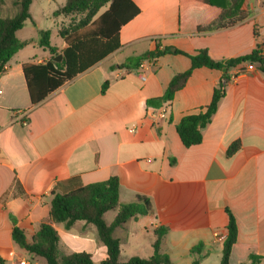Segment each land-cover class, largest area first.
Wrapping results in <instances>:
<instances>
[{"label": "crops", "instance_id": "crops-1", "mask_svg": "<svg viewBox=\"0 0 264 264\" xmlns=\"http://www.w3.org/2000/svg\"><path fill=\"white\" fill-rule=\"evenodd\" d=\"M132 1L140 13L120 29V47L37 105L31 104L24 65L55 61L67 48L62 26H75L86 14L57 15L67 0H33L32 18L24 28L31 22L35 36L22 38L24 28L17 32L28 44L0 74L2 264H42L40 257L14 242V227L31 239L48 222L54 194L111 177L119 179L122 205L137 204L138 197L150 203L147 215L139 214L115 229L120 262L151 258L155 230L163 227L168 232L161 253L171 264H220L228 209L238 228L230 263L249 264L254 254L264 264V74L254 65L239 76L233 70L202 142L190 148L183 145L176 127L211 103L222 72L195 69L174 98L164 100L173 77L191 68L189 57L176 50L193 54L205 49L213 60L223 61L246 55L257 44L264 46V0H245L242 10L251 12L249 17L209 33L180 32V0ZM106 10L102 8L94 20ZM0 12L8 14L0 18L12 17L17 7L7 2ZM61 17L58 46L51 41V23L56 25L54 20ZM40 31L51 32L55 55L40 46ZM157 45L170 52L148 67L143 58ZM166 105L167 120L155 122L150 115ZM237 141L240 149L227 156ZM113 212L109 221L108 212L104 216L108 225L118 208ZM55 228L63 254L86 252L96 264L106 258L94 225L78 221L70 229L63 224Z\"/></svg>", "mask_w": 264, "mask_h": 264}, {"label": "trees", "instance_id": "trees-1", "mask_svg": "<svg viewBox=\"0 0 264 264\" xmlns=\"http://www.w3.org/2000/svg\"><path fill=\"white\" fill-rule=\"evenodd\" d=\"M7 2L14 3L17 13L12 17L0 18V74L5 71L9 60L27 46L28 42L20 41L17 32L32 18L30 8L33 0H0V9ZM244 2L245 0H180V32L188 30L193 33H209L232 27L251 15V12L242 10ZM106 6L107 10L94 20L99 11ZM83 13L86 14L83 20L60 33L67 44V48L61 53L62 61H50L44 65L34 63L24 65L32 105L39 104L57 88L117 50L120 47V29L136 17L140 9L132 0H67L57 15ZM50 35V31H40V46L55 55L57 49L51 45ZM263 49L262 44H257L250 53L223 61L213 60L205 49L195 51L193 54L175 51L189 57L191 68L173 77L164 96L165 101L174 98L186 85L195 69L208 68L222 72V79L214 89L211 103L198 112L185 116L176 127L185 147L190 148L202 142L203 131L211 123L226 95L233 70L245 71L246 66L254 65L264 74ZM168 52L169 48L161 50L157 45L155 50L143 59H157ZM106 87L107 83L104 88ZM240 147L239 141L234 142L229 147L227 156H233ZM119 188V179L111 177L105 182L79 184L65 194H54L48 222L43 223L31 239L15 226L12 234L14 242L26 253L43 258L46 264H96L89 253L65 255L60 249L55 225L63 224L66 229H70L76 222L84 221L95 226L98 238L106 248V258L99 264H171L169 258L161 253V243L168 232V229L163 227L155 230L156 239L151 258L132 257L126 263L120 262V240L114 236L115 229L139 214L147 215L150 212V203L146 198L138 197L139 203L122 205ZM117 208L114 221L108 225L105 214ZM227 213L228 235L223 243L220 264H231V253L238 237L236 220L228 209ZM192 252L194 253V250ZM262 260L263 258L258 255L249 256V264H261ZM2 262L0 258V264ZM194 264L198 262L195 261Z\"/></svg>", "mask_w": 264, "mask_h": 264}, {"label": "rangeland", "instance_id": "rangeland-1", "mask_svg": "<svg viewBox=\"0 0 264 264\" xmlns=\"http://www.w3.org/2000/svg\"><path fill=\"white\" fill-rule=\"evenodd\" d=\"M57 2H59V0H57ZM52 6L57 7V5H55V4H52ZM0 16H8V14H6L4 12H0ZM63 19L64 18H62V17L59 18V19H55L54 20V22H55L54 24H56V25H53L51 23L52 30H53V35H52L51 41H52V43L54 45H58L59 46L62 43V40H61L60 35H59V29H61L60 26H61V22H62ZM70 24H71V22H66L65 26H62V30L69 29L70 28ZM32 27H33L32 23L28 22L26 27L24 28V31H23V34L21 35V37L22 38H33L35 36V33L33 32V28ZM113 214H114L113 211L107 213V215H106L107 221H109L113 217ZM143 221L146 223L145 220H143ZM147 228H149V227H147ZM76 229H78L79 231L81 230L79 226H77ZM150 232H151V230H150ZM95 256H96V260H98L99 256H100V252H97ZM40 261H41L42 264H46L45 260H43L41 258H40Z\"/></svg>", "mask_w": 264, "mask_h": 264}, {"label": "built area", "instance_id": "built-area-1", "mask_svg": "<svg viewBox=\"0 0 264 264\" xmlns=\"http://www.w3.org/2000/svg\"><path fill=\"white\" fill-rule=\"evenodd\" d=\"M263 53H264V49H263ZM155 61H156V59H151L150 58V59H148L146 64H147L148 67H151V66L155 65ZM246 73H247V70L237 72L236 75L239 76V75H243V74H246ZM141 79L143 81H146L147 78L145 76H142ZM150 116H151V118H153V120L155 122L167 120V118H168V107H167V105L162 107L160 110L153 111V113Z\"/></svg>", "mask_w": 264, "mask_h": 264}, {"label": "water", "instance_id": "water-1", "mask_svg": "<svg viewBox=\"0 0 264 264\" xmlns=\"http://www.w3.org/2000/svg\"><path fill=\"white\" fill-rule=\"evenodd\" d=\"M172 50L174 51V49H172ZM62 59H63V56L60 55L58 58L55 59V61L56 62H60V61H62Z\"/></svg>", "mask_w": 264, "mask_h": 264}]
</instances>
